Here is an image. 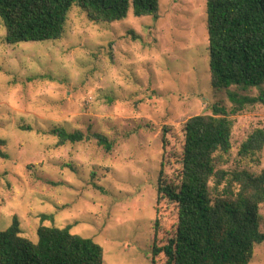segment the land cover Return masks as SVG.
Masks as SVG:
<instances>
[{"label":"rangeland","instance_id":"obj_1","mask_svg":"<svg viewBox=\"0 0 264 264\" xmlns=\"http://www.w3.org/2000/svg\"><path fill=\"white\" fill-rule=\"evenodd\" d=\"M206 0H159V16L92 23L74 6L59 40L9 45L0 20V232L17 217L22 237L37 241L40 224L92 239L102 264H164L162 248L176 230L177 210L161 186L179 184L183 126L211 106L234 125L226 171H264V148L238 149L264 130V107L237 105L210 85ZM260 88L241 92L256 97ZM97 133L95 141L58 146L50 130ZM160 179V181H159ZM264 233V205L257 211ZM52 221L41 223L42 216ZM250 264H264L256 244Z\"/></svg>","mask_w":264,"mask_h":264},{"label":"trees","instance_id":"obj_2","mask_svg":"<svg viewBox=\"0 0 264 264\" xmlns=\"http://www.w3.org/2000/svg\"><path fill=\"white\" fill-rule=\"evenodd\" d=\"M78 6L92 23L110 24L127 17L159 16V0H0V20L5 42L59 40L65 33L67 15ZM209 43L210 85L214 94L226 92L237 105L264 107V90L256 97H240L241 92L264 85V0H206ZM234 122L225 108L211 106L210 115H196L183 126L181 172L177 186L158 182L157 194L177 210L176 230L162 248L164 264H250L256 244L264 245L258 208L264 205V171L258 175L239 168L226 171L224 156L231 150ZM57 145L95 141L106 151L107 137L64 129L50 130ZM5 141L0 140L1 150ZM264 148V130H254L238 149V157L250 158ZM160 181V179H159ZM42 216L41 223L52 221ZM64 228L44 226L36 230L37 241L21 235L19 221L0 232V264H102L103 249L92 239Z\"/></svg>","mask_w":264,"mask_h":264}]
</instances>
